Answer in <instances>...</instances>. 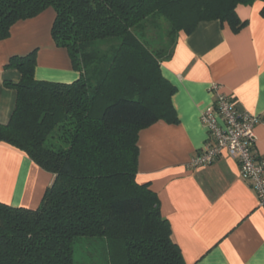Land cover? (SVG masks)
<instances>
[{"label": "trees", "instance_id": "16d2710c", "mask_svg": "<svg viewBox=\"0 0 264 264\" xmlns=\"http://www.w3.org/2000/svg\"><path fill=\"white\" fill-rule=\"evenodd\" d=\"M254 1L0 0V41L52 7L54 42L80 72L70 83L35 79L36 49L6 64L22 77L5 81L17 100L0 123V142L54 180L35 208L0 199V264H75L78 237L105 240L110 264H187L156 192L137 178L140 131L176 119L175 87L161 71L173 48L152 50L146 22L162 15L175 45L201 21L220 19L238 31L245 22L236 7ZM111 38L119 41L103 53L93 46Z\"/></svg>", "mask_w": 264, "mask_h": 264}, {"label": "crops", "instance_id": "0c3cea01", "mask_svg": "<svg viewBox=\"0 0 264 264\" xmlns=\"http://www.w3.org/2000/svg\"><path fill=\"white\" fill-rule=\"evenodd\" d=\"M263 9L262 0L239 4L236 13L245 25L238 31L215 19L181 33L161 64L163 76L175 87L176 119L160 118L139 133L138 181L156 192L187 264H264V208L241 177L237 156L224 151L212 164L189 166L208 139L201 113L214 101L213 82L223 86L240 111L259 117L255 152L264 158ZM45 12L17 22L0 41V123L9 122L17 100V91L5 81L22 77L6 68L12 56L36 49L37 80L70 83L80 77L68 50L54 42L49 19L55 11ZM53 180L54 174L28 155L0 142L1 200L35 208Z\"/></svg>", "mask_w": 264, "mask_h": 264}, {"label": "built area", "instance_id": "2783aa9c", "mask_svg": "<svg viewBox=\"0 0 264 264\" xmlns=\"http://www.w3.org/2000/svg\"><path fill=\"white\" fill-rule=\"evenodd\" d=\"M210 91L214 101L201 113L208 139L202 151L190 160L189 166L195 169L212 164L224 151L235 154L241 177L251 184L264 208V158L255 152V127L259 117L240 111L220 83H211Z\"/></svg>", "mask_w": 264, "mask_h": 264}, {"label": "rangeland", "instance_id": "374dc122", "mask_svg": "<svg viewBox=\"0 0 264 264\" xmlns=\"http://www.w3.org/2000/svg\"><path fill=\"white\" fill-rule=\"evenodd\" d=\"M46 10H44L43 13ZM49 21L51 24L50 30H52V23L54 21L53 15ZM138 34L141 36L142 33L139 31ZM144 36V39L155 52L159 50L167 52L174 46L173 42L175 38L170 34V25L160 14L152 15L146 22ZM118 41V38L98 40L93 46L103 53L108 50L111 42L115 43ZM74 258L75 264H110V254L107 242L99 237H78L75 244Z\"/></svg>", "mask_w": 264, "mask_h": 264}]
</instances>
